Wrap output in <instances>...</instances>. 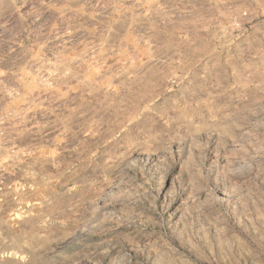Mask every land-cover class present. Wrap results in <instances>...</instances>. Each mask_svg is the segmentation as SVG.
I'll list each match as a JSON object with an SVG mask.
<instances>
[{
	"label": "rangeland",
	"instance_id": "374dc122",
	"mask_svg": "<svg viewBox=\"0 0 264 264\" xmlns=\"http://www.w3.org/2000/svg\"><path fill=\"white\" fill-rule=\"evenodd\" d=\"M0 264H264V0H0Z\"/></svg>",
	"mask_w": 264,
	"mask_h": 264
}]
</instances>
